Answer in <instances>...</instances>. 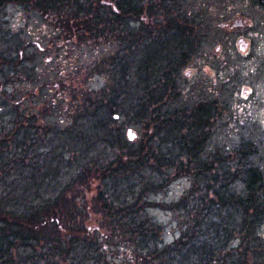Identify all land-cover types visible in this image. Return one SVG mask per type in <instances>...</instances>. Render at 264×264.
Returning a JSON list of instances; mask_svg holds the SVG:
<instances>
[{
	"label": "trees",
	"instance_id": "obj_1",
	"mask_svg": "<svg viewBox=\"0 0 264 264\" xmlns=\"http://www.w3.org/2000/svg\"><path fill=\"white\" fill-rule=\"evenodd\" d=\"M144 1L0 0L32 5L65 32L70 19L73 42L112 46L89 68L105 76L106 87L73 91L66 130L43 132L37 117L24 116L14 94L0 105L9 109L7 114L0 110V150L12 145L0 153V264H109L110 250L123 246L129 256L119 259L129 264H257L263 257L258 228L264 222V180L248 174L245 191L237 195L226 167L218 163L215 170L201 157L205 139L194 136L197 128L190 136L181 134L180 112H171L170 106L182 90L178 79L188 57L183 53L190 48L191 24L187 19L184 24L185 15L173 9L172 0ZM20 52L0 57L5 89L22 80L17 67L33 77L20 67ZM179 54L180 68L175 62ZM120 120L136 128L154 127L158 134L148 132L137 150L118 127ZM57 136V149L75 148L67 162H61L62 154L55 158ZM185 158L189 173H196L195 183L172 205L182 213L183 231L165 245V229L146 214L150 194L145 195V187H157L148 179L152 174L163 180L183 174ZM63 175L71 185L61 186ZM27 181L34 182L31 200L26 199ZM94 186L97 192L89 201ZM15 200L24 203L17 205L18 215ZM94 212L98 226L91 218Z\"/></svg>",
	"mask_w": 264,
	"mask_h": 264
},
{
	"label": "rangeland",
	"instance_id": "obj_2",
	"mask_svg": "<svg viewBox=\"0 0 264 264\" xmlns=\"http://www.w3.org/2000/svg\"><path fill=\"white\" fill-rule=\"evenodd\" d=\"M107 1L111 3L116 0ZM150 1L151 3L152 1L159 3L161 0H146L144 2L148 3ZM172 2L176 3L175 6L172 5L173 9L180 10L182 14L189 16L194 23L197 9L196 0H172ZM201 2L203 5L201 10L205 17L200 22L204 30L201 32L202 44L201 48L200 45L198 46L200 51L197 57L200 55L199 53H201L200 56H206L205 54H217L219 56L220 52H217L218 44H211L204 38L205 34H207L206 38H210V36L215 37V34L217 35L216 31H219V38L225 36L220 29H216L219 25L215 22L214 15L210 12L214 0H201ZM240 3L242 9L241 0H233L235 6H239ZM141 7L146 10V4ZM167 7H170V5ZM165 11L169 14L172 13L171 8H166ZM251 11L252 9L250 12ZM40 12L41 11H38V9L33 8L32 5L0 2V57L7 58L9 53L19 54V51L22 50L19 60L20 67L22 66L25 70L30 71L29 74L33 75L32 79L24 76L22 78V80H24L22 83L16 80V85L12 84L6 89L0 84V105L8 99V94H14L18 96L17 103L19 101L18 105L22 107L24 116L28 117V120L32 119L33 116L37 117L43 132L51 128H56L57 131H64L69 126L70 112H68V108L70 109L69 111H71V96L72 101L74 99L73 91L77 88L81 90H101L106 87L107 80L105 76L99 74L97 70H95V72L98 75H94L93 73L95 72H90L89 68L95 61L97 62L100 58L106 56L112 46L107 45L105 41L101 45L82 44V42L79 41L80 39H76L73 42L72 38L69 39L71 45L69 44L67 46L66 40L63 39L61 41L60 39L63 33L65 34L62 27H58V25L50 21L49 16ZM172 16L175 17V15ZM250 34L255 36V38L257 37V41L259 42L258 55L260 56L257 57L259 75L257 80L264 85V21H262V19L258 18L255 23L252 24ZM63 38H65V35ZM236 39V36H231L227 44L224 40L221 41L223 47L221 52L225 53L224 59H228V63H230L229 60L231 59V55L237 58V52L234 47V41ZM23 45H27V47H24L25 50ZM173 52L174 50L172 53ZM226 53H229V56H227ZM191 57H193L192 54L189 55V59ZM15 58L16 57H13V60ZM175 59V62L179 65L178 68H180V54L179 56L176 55ZM242 60L243 59L239 57V61ZM1 64H3V60L0 58V65ZM217 64L221 65L222 61L217 62ZM230 64L235 65L233 63ZM17 70L19 72L21 71L19 67H17ZM245 70L244 68L237 74L238 77L234 80L233 84L224 80L219 85L215 82H210L211 92H209V87L205 86L203 87V93H200V88L197 86L191 89L188 88L189 78L185 76L187 70L181 69L178 83L180 82L182 90L179 92L173 106H170L171 112H180V127L183 128L181 134L184 135V137L190 136L193 128L194 130L197 128L196 132H193L194 136L204 137V153H202L203 155L201 157L206 159L215 170L220 167L218 163L226 167L227 178L229 179L227 180L232 184L231 190L237 195L245 191L249 180L248 174L253 173L255 175H261L264 180V131L259 130L258 124L252 122H249L247 130L245 131L241 122L242 117L234 110L235 106H245L246 104L244 102H248L249 106L247 105L245 108H239L244 110V115L253 116L257 113L260 115L264 113V111L261 110V106L264 108V103L260 106L257 103L258 98L260 99L258 94H260L261 91L263 92L261 96L264 97V86L253 89L252 92L254 95L250 94L251 87L255 85V83L252 84L253 82L250 80L252 85L247 86L249 79L245 78ZM256 73L257 72L254 74ZM11 75L12 78L17 79L19 74L16 75V72H14ZM182 75L185 76V86L183 80L180 78ZM67 80H69V82L66 83ZM192 80L193 78H191V81ZM203 80L205 81V79ZM2 82V77L0 75V83ZM70 92H72L73 95H71ZM57 96L60 97L59 102L53 103L56 102L54 100H58ZM65 96L67 101L64 98ZM262 100H264V98H262ZM55 104H58V106L55 107ZM0 110L2 114H7L9 111L8 108H3V106L0 107ZM199 113L202 117H200ZM200 118H202V121H200ZM234 124L238 126L234 127ZM118 127L123 128L122 130H124L123 133L126 141H128L127 133L129 130L137 134L138 138L133 143L137 145L135 148L137 150L142 146L143 139L148 132L150 135L155 133L154 127L149 130L147 127L136 128L134 126H127L125 120H120ZM256 134H259V136ZM56 138L57 145L56 147L54 146V151L56 150L55 158L59 159L60 154H62L61 162H67L65 158H70V152L72 151V153H74L75 148L72 147V149L70 148L71 151L66 152L64 148H62L63 146L59 145V149H57L58 136ZM45 139L49 140L50 137H46ZM11 146L12 145L9 143L2 148L4 151L0 150V153L6 152V147ZM43 149L44 148H41L40 153L45 152ZM11 151L13 150H10V152ZM109 154L112 156V153ZM182 163L184 168L183 174L176 176L172 173L171 176H166L169 179V185H167V178L163 180L161 177L158 178L155 174H152L148 179L157 184V187L154 188L150 185L145 187V195L150 194L146 197L149 205L146 214L156 224L165 229L163 236L165 245L174 243L183 231L181 227L182 213L177 211L174 212L171 209L172 205L185 197V195L193 189L195 183L194 177L196 173H189L188 159L185 158ZM57 165L58 163H55L54 166L56 167ZM69 179L68 175H63L60 180L61 186L71 185V180ZM27 182L29 184H27ZM27 182L26 190L28 193L26 194V199L31 200L35 197L34 195L36 193L32 186L34 182ZM134 182L135 180L132 179L131 183L133 184ZM37 183H40L39 179ZM58 183L59 182H57V184ZM162 183L163 187L161 185ZM151 189H158L159 191H156L158 193H151ZM198 190L199 188L197 187L194 192L195 197H197L196 192ZM96 192V186H94L93 192L88 193L90 194L87 196L89 201H92ZM15 197H17V195H15ZM15 201L17 204L14 205L15 209L13 213L15 212V214L18 215L20 211L17 210V205L19 204L20 208V205L24 203L17 200ZM192 201L193 199L189 200V202ZM2 210H4V208L0 209V211ZM91 218L93 219L94 226H98V216L95 212L91 215ZM258 231L262 238L260 244L263 247V257L255 261L257 264H264V222L260 225ZM122 245L125 244H120L119 246ZM127 251L128 250L124 246L123 248H113V250H110V253H108L110 257L108 263L129 264V261L126 263L125 260L119 259L120 256L128 255Z\"/></svg>",
	"mask_w": 264,
	"mask_h": 264
},
{
	"label": "flooded vegetation",
	"instance_id": "obj_3",
	"mask_svg": "<svg viewBox=\"0 0 264 264\" xmlns=\"http://www.w3.org/2000/svg\"><path fill=\"white\" fill-rule=\"evenodd\" d=\"M241 2L243 6L242 9L241 3L239 6H235L233 4V0H214V4L213 6H211L210 12L214 15L215 22L219 25L216 27V29H220L225 36L219 38V31H216L217 35L215 34V37L210 36V38H206L207 34H205L204 38L211 44H218L217 52H220L219 56L217 54H205L206 56H200L201 53H199L200 55L197 57L202 44L201 32L204 30V27L201 26L200 22L205 17L203 11L201 10V7L203 6L201 0H196L197 9L194 17V23L193 20L190 19L187 15L182 18L184 24H186V19L190 22L191 26L189 28L190 30H192V38L189 41L190 48L184 49L185 51L183 53L188 56L187 59L184 60L182 68L184 70H187L185 76L189 78L188 88L191 89L192 87L197 86L198 88H200V93H203V87L207 86L209 87V92H211L210 82H215L219 85L224 80L233 84L234 80L238 77L237 74H239L244 68L246 69L245 78L249 79L247 86L255 83V85H252L251 87L250 94L254 95V93L252 92L253 89L264 86L262 82H259L257 80V77L259 75V63L257 59V57L260 56L258 55L259 42L257 41V37L255 38V36H252L250 34L251 26L258 18L264 21V0H241ZM251 9L252 11L250 12ZM67 22V24H69V27L66 28L65 34L63 33V36L65 35V38H63L62 36L60 39L61 41L65 39L68 46L71 43L69 39L72 38V32H69L70 24H72V22L70 19ZM62 29L64 31L63 27ZM231 36L237 37V39L234 41L237 58L231 55V59L229 60L230 63H233L235 65H231L230 63H228V59H224L225 53L221 52L223 48L221 41L224 40V42L227 44ZM199 45L200 48L198 47ZM189 49L191 51H189ZM188 54H192L193 57L189 59ZM226 55L229 56V53H226ZM239 57L243 60L239 61ZM219 61H222L221 65L217 64V62ZM255 72L257 73L254 74ZM20 73L23 74V78L25 76L24 73L26 72L22 70L20 71ZM185 76L182 75L180 77L184 82V86L186 82ZM191 78H193L192 81ZM203 79H205V81ZM250 80H252V84L250 83ZM20 81L22 83V81L24 80ZM67 82H69V80H67L66 83ZM262 93L263 92L261 91L260 94H258L260 97V99L258 98L257 101L259 106L264 103V100H262V98L264 97L261 96ZM244 103L246 104L245 106H235L234 108V110H236L242 117L241 122L244 130L246 131L249 122H252L258 124L259 130L264 131V113L260 115L256 110V115H244V110L239 109L245 108L247 107V105L249 106L248 102ZM261 110L264 111V108L262 106ZM233 126L237 127L238 125L234 124ZM256 135L259 136V134Z\"/></svg>",
	"mask_w": 264,
	"mask_h": 264
},
{
	"label": "water",
	"instance_id": "obj_4",
	"mask_svg": "<svg viewBox=\"0 0 264 264\" xmlns=\"http://www.w3.org/2000/svg\"><path fill=\"white\" fill-rule=\"evenodd\" d=\"M128 141L133 143L137 139V134H135L132 130H129L127 133Z\"/></svg>",
	"mask_w": 264,
	"mask_h": 264
}]
</instances>
